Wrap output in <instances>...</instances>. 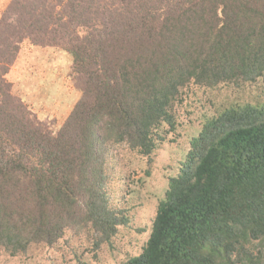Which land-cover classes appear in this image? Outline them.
<instances>
[{
    "label": "trees",
    "instance_id": "obj_1",
    "mask_svg": "<svg viewBox=\"0 0 264 264\" xmlns=\"http://www.w3.org/2000/svg\"><path fill=\"white\" fill-rule=\"evenodd\" d=\"M66 52L84 99L60 128L7 74L22 43ZM256 95L205 118L167 177L141 250L120 264H264V0H8L0 12V251L53 247L78 225L108 243L109 149L151 163L188 83ZM146 176L149 170L145 171Z\"/></svg>",
    "mask_w": 264,
    "mask_h": 264
},
{
    "label": "rangeland",
    "instance_id": "obj_2",
    "mask_svg": "<svg viewBox=\"0 0 264 264\" xmlns=\"http://www.w3.org/2000/svg\"><path fill=\"white\" fill-rule=\"evenodd\" d=\"M8 0H0V12ZM12 91L19 95L36 116L60 128L71 122V114L84 99L79 80L70 67L66 52L55 47L42 48L25 40L7 74ZM249 86L222 84L207 88L190 82L173 103L178 123L173 133L158 143L151 163L137 152L113 145L109 149V198L124 209L128 225L118 227L108 243H99V234L81 225L65 230L53 247L34 245L24 254L0 251V264H120L141 250L151 230L158 199L163 195L167 177L175 174L179 161L189 148V139L201 130L205 118L247 98L256 97ZM260 103L263 97H258ZM255 100V99H254ZM149 170L146 176L145 171Z\"/></svg>",
    "mask_w": 264,
    "mask_h": 264
}]
</instances>
